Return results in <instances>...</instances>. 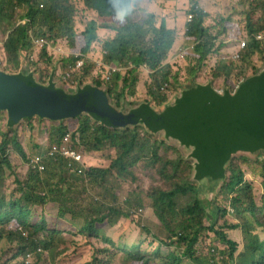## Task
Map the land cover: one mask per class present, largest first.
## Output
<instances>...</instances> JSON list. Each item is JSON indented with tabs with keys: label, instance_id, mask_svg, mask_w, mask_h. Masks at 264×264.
Masks as SVG:
<instances>
[{
	"label": "trees",
	"instance_id": "trees-1",
	"mask_svg": "<svg viewBox=\"0 0 264 264\" xmlns=\"http://www.w3.org/2000/svg\"><path fill=\"white\" fill-rule=\"evenodd\" d=\"M191 1L193 7L190 12L193 16L186 23L187 30L182 39L186 47L194 48L187 52L188 64L175 69L176 65L167 63L179 43V34L174 27L169 28L164 8L159 13L151 8L154 0H136L135 11L122 24L114 22L113 4L118 3L123 7L126 0H0V32L5 35L0 51L4 52L7 65L4 71L18 73L24 62L30 66L27 61L30 62L35 49L34 40L39 39L51 45L65 42L72 54L78 53L79 57H54L50 47L44 46L39 54L50 69L57 66L51 56L62 59L60 64L63 69L75 66L82 59V68L73 75V83L79 87L92 83L89 77L96 67L91 52L94 45H98L100 50L96 58L103 59L108 65L126 68L124 74L117 72L108 82H94L95 86L106 90L111 104L120 110L130 98L136 96L141 68L148 70L150 79L146 98L136 101L141 103L128 111L135 113L140 120L137 125L116 128L112 122L98 123L88 115L51 121L49 127L44 129L47 137L45 147H40L41 152L31 159L17 132L2 134L0 172L4 167L11 168L9 149L28 164L47 151H54V156L46 159V168L42 173L29 168L26 177L17 180L19 187L12 197H0V243L4 241L16 247L13 251L12 247L9 251L5 252L4 249L0 252V264H15L19 258L20 264H25V255L35 253L37 246L44 251L58 248L57 259L61 261L62 256L69 262L70 255H76L79 246L100 237L114 249L120 250L124 264H264V195L259 204L256 183L258 180L264 192V159L259 156L264 157V149L257 145L243 154L233 147L230 157L225 158L218 153L216 156L205 154L208 162L223 163L225 170L222 181L209 177L220 183L212 201L217 217L209 225L206 208L198 196L196 184L191 180L193 162L180 154L169 157V153L178 154L179 150L153 136L160 132L164 133L165 138L183 136L191 114L190 104L186 100L188 93L215 97L222 85L229 84L231 79L236 82L237 88L264 67V0H239L226 14L218 17L216 27H212L217 29L214 33L211 27L205 25L208 13L200 9L195 0ZM79 6L95 15L80 32L76 25ZM138 15H141L140 19ZM102 30L112 35L100 39ZM259 34L263 35L262 39L257 38ZM239 39L247 40L246 47L240 50L239 63L229 57L226 61L221 58L222 62L218 61L210 67L206 79L214 84L199 83L204 82L202 73L210 58L227 45L232 46V52L237 51L236 42ZM31 67L40 76L41 84H45L52 74L55 75L52 70L43 77L33 63ZM165 86L167 89L163 92ZM177 92L181 93V97L176 98L174 105L167 106ZM145 105L151 106L159 114L151 115L142 108ZM5 113V126L11 131L21 120L13 113ZM68 135L77 151H81L80 148L94 154L113 151L108 167L91 166L86 170L88 189L90 192L91 188L95 190L104 201L97 200L91 193L85 195L89 196L88 200L82 199L79 189L85 192L86 187L77 173V164L70 163L59 154ZM137 168L153 174L154 182L146 192L129 193L126 208H143L148 202L158 223L147 222L143 226L141 219L135 220L124 206L116 205V190L107 187L111 185L113 177L118 180L117 183L113 181L116 184L125 181L138 183ZM49 204L58 207L56 222L59 218L70 219L71 233L63 235L57 225L52 227L45 213ZM37 209L41 210L37 212ZM40 212H43V216H37ZM231 214L235 217H231ZM121 222L130 226L134 224L147 237L145 241L120 244L101 236L105 226L119 227ZM152 227L159 229V236L152 238ZM19 229L28 233L29 240L22 236ZM228 231L240 234V250L237 243L229 238ZM75 233L81 243H73ZM208 233H213L217 244L224 245V249L220 252L208 245L211 254L209 252L200 257L197 249ZM163 241L165 244L173 242L179 245L180 253L170 250L164 253ZM10 251L12 256L7 257ZM36 256L34 264L41 259L40 255ZM95 260L99 261L93 257L87 264H97ZM50 264H56V260L53 259ZM75 264L81 263L78 261ZM99 264L102 263L99 261Z\"/></svg>",
	"mask_w": 264,
	"mask_h": 264
},
{
	"label": "rangeland",
	"instance_id": "rangeland-1",
	"mask_svg": "<svg viewBox=\"0 0 264 264\" xmlns=\"http://www.w3.org/2000/svg\"><path fill=\"white\" fill-rule=\"evenodd\" d=\"M192 3L193 2L191 0H154V2L151 4V8L154 9L158 13L163 11L162 8L165 9V11H163L165 19L168 20L171 25H173L174 29H176L177 33L179 34V38H178L179 43L175 47V50L172 52L173 53V63H167V64L176 65L175 69H180V67H185L188 64L187 59H186L187 53L185 54L183 58H180V59L174 58V56L176 55L179 49L186 46L183 44L182 38L184 36L186 23H188L187 18H188L189 11L193 7ZM195 3L198 5L200 9L208 13V17H207V21L205 25L212 28V27H216L218 17L221 14H226L229 8L239 3V0H195ZM78 10H79L78 11L79 14H77V17H76V25H77V30L80 32L84 30L85 24L89 20L95 18V15L92 12H87L83 10L82 6H79ZM138 16H140L138 17V19H140L141 15H138ZM136 19H137V16H136ZM168 26L170 25L168 24ZM216 31H217L216 28H212L213 33ZM110 35L112 34L105 30H102L99 33V38L105 39V38H108ZM4 41H5V35H3L0 32V47L4 44ZM218 44L219 43H217V45ZM47 47H50L51 49L50 51L54 55V57H60V58L62 57L67 58L71 56L76 57L75 54H72L69 51V49H67V45L65 42L60 41L56 43V45L55 44L51 45V43H48ZM40 50L42 49L35 46V49L32 51V54L30 56V62L27 61L30 64V66L26 62H24L19 72L22 71L25 74V73H28V71H30L34 74L36 81L41 83V78L36 72H34L33 68L31 67V63L35 65L34 68L37 71L43 74V77L48 75V73H51L53 70L55 73L54 82L56 86L60 89H63L67 93H75L77 89L79 88V86L73 83V78H74L72 75L73 68H71V66H68V68L63 69L62 65L60 64L62 59L54 58L53 56H51L52 61L57 63V66L55 65L56 67L55 69H53L54 67L50 69L47 64V61L42 57V55L40 56L39 54ZM91 52L93 54L94 59L98 57L100 55L99 46L94 45ZM231 54H232V46L227 45L226 48L223 47L221 50H219L217 55L212 56V58H210L211 61L209 60L208 65L206 66L205 70L202 73V76H204V80H203L204 82L199 81V83L214 84L211 82V80L206 81V79L209 77L210 67L211 66L213 67L216 64V62L221 61L220 59L222 57L228 58L231 56ZM235 63H239V62H235ZM6 67L7 65H6V59L4 56V52L0 51V70L3 72H6L4 71ZM125 72L126 71H123L122 74H124ZM11 74H17V73H11ZM67 74H69V78L66 77ZM107 74L108 73H107L106 68L96 66L92 72V76L89 77L90 79L89 81L93 83V84L91 83L90 85H94L95 80H100L101 82L102 81L108 82L106 80ZM148 75L149 73L146 68H141L139 70L140 84L137 87L136 96L128 100L126 106L123 107V110L122 109L120 110L117 108L118 110L127 113L130 109L135 108L139 103H141V102L135 103L136 101H141L146 98L147 85L150 83V79ZM49 78L46 79L45 85L48 83ZM68 84L70 85V87L68 86ZM235 86H237L236 82L233 79H231L229 84H226V83L223 84L222 87L218 90V92L223 93L224 90H229L233 92L236 88ZM166 89L167 87L165 88L163 92H165ZM180 94H181L180 92L173 94L170 102L172 101L174 102L176 98L180 96ZM6 119H7L6 113L0 111V140H1L3 133H7V132L12 133L14 131L19 134L20 142L22 143L23 147L28 153L29 159H31V157L36 155L38 152H41L40 147L44 148L45 141L47 140L44 129L49 127L51 121H48L45 119L41 120L37 117H34L30 121L28 120L21 121L19 125L14 127L13 130L9 131L7 127L5 126ZM153 136L156 139H159L160 141H165L167 145L179 150L178 154L169 153L168 154L169 157L174 158L180 154L182 157L187 159V161L193 162L192 165H194L195 160L190 158L191 157L190 155L192 153V148H186L183 146L181 147L177 141H174L172 139H166L163 132L154 134ZM79 150H81L79 152L85 156L86 165L88 167L98 166L100 168H106L110 165L111 159L114 155L113 151H110V150H106V151H103L101 153H96V154L88 153L83 148H80ZM259 156L260 157L262 156L261 158L264 159L263 155H259ZM8 161L11 163V168L9 169V168L4 167L3 170L0 172V197L1 196L12 197L13 192L19 187L17 180L20 181L24 179L29 171L28 163L24 162L18 156V154L12 149H9L8 151ZM136 175L139 181L138 183L125 181L120 184H116L118 180H116V178L114 177L112 178L113 181L116 183H114L111 180V185H108L107 187L109 189L116 190L115 193L118 195L117 196L118 203H116V205L124 206L126 208V200H127V196L129 193H132L133 191H141L142 193L146 192L150 188L151 184L154 182L153 174L144 172L141 168L136 169ZM191 180L196 184V190H197L198 196L202 200L204 208H206L207 215L209 218L207 222L210 225L213 223V221L216 220V217H217L216 209L214 208L212 201L218 193L220 183L217 181H213L211 179H205L202 182L198 183L194 179V173L191 175ZM256 183L258 186L257 202L260 204L262 197L264 195V192L262 191V188L260 187L258 180L256 181ZM79 192L83 196L82 199H86V200L89 199V196H84L82 189H79ZM91 195L93 197H96L97 200L104 201L99 195L95 193V190H93L92 188H91ZM90 198L93 199L92 197ZM46 209H47V211L45 210L46 215L48 219L50 220V222L53 224L52 227L56 226L57 223L55 219L57 218V215H58V207L55 204H51L47 206ZM40 210L41 209H37V212H39ZM127 211L132 217H134L135 220L141 219L143 226H145L147 222H152V223L157 222V219L152 209L149 207L148 202H146V206L143 208H130ZM37 216H43V212L37 213ZM231 216L235 217L234 214H232ZM121 223L122 224L118 228L105 226V231H107V233L110 234L109 239L112 242H116L120 244L123 242L132 243V242H137V241L140 242V240L142 239H144L143 241H145V239L147 238L145 235L142 234V232H140V230H138L135 227L134 224H131L130 226V224L128 223H125V222H121ZM146 228L148 227L146 226ZM150 233L152 235V238L160 235L159 229H157L156 227H152V229H150ZM227 233H228L229 238L233 240L235 243H237L239 250H240L241 249L240 248V243H241L240 234L234 233V232L230 233V231H228ZM74 236H75V239H73V243L74 242L81 243V240H79L80 237H78V234L75 233ZM101 236H103V233H101ZM119 237L127 238V240L118 241L117 238ZM205 237L206 238L202 239L197 249L198 256L204 257L208 255V253L210 252V250L208 249L209 246L214 247L213 249H215L216 247L217 249L220 250V252L224 249V245L222 244L220 245L219 243L217 244L213 233H208L207 236ZM162 245H163L164 253H167V251L169 250L175 251L176 253H180V246L173 244V242L165 244L163 241ZM12 247H13L12 251L16 249L14 245L5 243L3 241L0 243V252L4 249H5V252L9 251V249ZM116 247L118 246L116 245ZM114 248L115 247L105 243L101 237L99 239L94 238V239L87 240L86 244L79 246L77 250L75 251V254L77 256L73 254L70 255L69 262L63 259L62 256L60 257L62 258L61 261L57 259L58 258V254H57L58 248L55 250H45V251L42 249L43 253L42 255H40L41 259L39 260L38 264H50V262L52 263L53 259L56 260V264H75L78 261L81 264H87L89 261L92 260L93 257H96V259H98L102 264H124L122 263V254L120 250L118 248L116 249ZM12 251H10L7 257H10V255L12 256ZM218 257L219 258L217 259V261H219L220 255ZM36 259H37V256L34 255V261ZM95 261L97 262V264H99V261L97 260ZM20 262H21V259L19 258L15 262V264H20ZM9 264L11 263L9 262Z\"/></svg>",
	"mask_w": 264,
	"mask_h": 264
},
{
	"label": "water",
	"instance_id": "water-1",
	"mask_svg": "<svg viewBox=\"0 0 264 264\" xmlns=\"http://www.w3.org/2000/svg\"><path fill=\"white\" fill-rule=\"evenodd\" d=\"M54 76L43 85L30 71L11 74L0 70V111L13 113L21 121L34 117L63 121L88 115L98 123L112 122L116 128L139 124L135 113L122 112L111 104L104 88L88 84L67 93L56 86ZM186 100L191 113L186 131L183 136L166 139L192 148L190 158L195 160L194 179L198 183L209 177L224 179V164L208 162L205 154L218 153L225 158L230 157L233 147L243 154L257 145L264 149V67L235 92L224 90L215 97L188 93ZM142 108L153 116L159 114L149 105Z\"/></svg>",
	"mask_w": 264,
	"mask_h": 264
},
{
	"label": "built area",
	"instance_id": "built-area-1",
	"mask_svg": "<svg viewBox=\"0 0 264 264\" xmlns=\"http://www.w3.org/2000/svg\"><path fill=\"white\" fill-rule=\"evenodd\" d=\"M192 12L189 11V14H188V18H187V22H189L191 19H192ZM187 30V28H186ZM257 38L258 39H262L263 38V35L259 34L257 35ZM35 45L39 48L41 47H44L46 45V42L44 40H35L34 41ZM247 45V40L246 39H239L237 40L236 42V46H237V51L235 52H232L231 56L229 57L230 59H232L234 62H239L240 59H241V53H240V50L244 49ZM194 48V46H184L183 48L179 49L176 53V55L174 56V58H183L185 56V54L187 52H189L190 50H192ZM78 57V56H77ZM228 58H225V57H222V60L226 61ZM93 62L96 64V66L98 67H104L106 68L107 70V77H106V80L109 81L110 80V77L113 76V74L117 73V72H123V71H126L127 69L126 68H121V67H118V66H115V65H108L106 64L104 61L100 60V59H94ZM170 62L173 63V55L170 59ZM84 64V61L82 59H79L75 68H73V71L72 72H78L82 66ZM166 86L163 87V91L165 90ZM60 155L68 158V159H71L72 161H75V162H78L79 164H83V158H82V155L77 153L75 150H73L71 147H70V144H69V137H66L64 139V144L63 146L61 147V152L59 153ZM49 156H54V152H50L49 153ZM43 160H44V156L41 155L40 157H36L34 160H32L30 162V166L34 169V170H38L40 172L44 171L45 170V165L43 163ZM82 170H79V173H81Z\"/></svg>",
	"mask_w": 264,
	"mask_h": 264
},
{
	"label": "clouds",
	"instance_id": "clouds-1",
	"mask_svg": "<svg viewBox=\"0 0 264 264\" xmlns=\"http://www.w3.org/2000/svg\"><path fill=\"white\" fill-rule=\"evenodd\" d=\"M135 2H136V0H126V3L123 5V7H121L118 3H114L113 4V8H114V12H115V19H114V22H120L121 24L124 22V20H125V18L126 17H128V16H130L134 11H135ZM185 30H186V28H185ZM185 32V31H184ZM37 40V39H36ZM35 41V40H34ZM45 41V40H44ZM46 42V45L45 46H48V42L47 41H45ZM76 55V57L78 56L79 57V55L78 54H75ZM103 55H104V52H103ZM172 57V56H171ZM95 59H100V60H102L103 61V59H101V58H95ZM92 60H94V58L92 59ZM169 63H172V62H170L169 61ZM95 64V63H94ZM76 66V65H75ZM75 66H72L71 68H75ZM95 66H96V64H95ZM80 71V70H79ZM78 71V72H79ZM78 72H73L72 73V75H74V74H77ZM19 73V72H18ZM66 77L67 78H69V74H67L66 75ZM41 84V83H40ZM43 85H45V84H43ZM237 89V88H236ZM234 91H236V90H234ZM40 119V118H39ZM67 137H69V144H70V147L73 149V150H75L74 148H73V146H72V144H71V138H70V136L68 135ZM63 144H64V140H63ZM63 144H62V146H63ZM61 146V147H62ZM77 153H79V154H81L82 155V158H83V164L81 165V164H79L78 162H75V161H72L71 159H68V158H66V157H64V156H62L61 155V157H63V158H65V159H67L68 161H70V163H76L77 164V173H78V175L79 176H81L82 178H83V181H84V184H85V187H86V191L84 192L83 191V193H84V196L85 195H88V194H90L91 192H90V190L88 189V185H89V183H88V177H87V175H86V170L89 168L87 165H86V161H85V156L82 154V153H80L79 151H77V150H75ZM50 152H54V151H47L46 153H42L41 155H43L44 156V160H43V163H44V165H45V161H46V159L47 158H52L53 156H49V153ZM61 152V148L59 149V153ZM28 166H29V168H31V166H30V163L28 164ZM45 168H46V165H45ZM79 170H82V172L81 173H79ZM42 172H44V171H42ZM41 172V173H42ZM124 201H125V199H124ZM140 211V210H139ZM45 213H46V211H45ZM230 213H232V211L230 210ZM232 215V214H231ZM58 216V215H57ZM232 217V216H231ZM48 218V217H47ZM57 219V218H56ZM55 219V220H56ZM49 220V219H48ZM50 221V220H49ZM61 221H62V219H58V221L56 222L57 223V226H58V230L60 231V232H63V235H65L66 234V232H70V230H66V229H63L62 227H61V225H60V223H61ZM116 228H118V227H116ZM19 232H21V234H22V236L26 239V240H29V238H30V236L28 235V233L27 232H25V231H23L22 229H19ZM103 236H106L107 238H109L110 237V234H108L107 233V231H104L103 232ZM117 240L118 241H126L127 240V238H122V237H119V238H117ZM123 243H126V242H123ZM132 243H134V242H132ZM15 244H17V243H15ZM42 253H43V251H42V248L40 247V246H37V248L35 249V253L34 252H29V253H27L26 255H25V264H34L35 263V261H34V255H42Z\"/></svg>",
	"mask_w": 264,
	"mask_h": 264
},
{
	"label": "crops",
	"instance_id": "crops-1",
	"mask_svg": "<svg viewBox=\"0 0 264 264\" xmlns=\"http://www.w3.org/2000/svg\"><path fill=\"white\" fill-rule=\"evenodd\" d=\"M166 21L171 26V29H173V25H171L168 20H166ZM170 26H169V28H170ZM49 205H51V204H49ZM49 205H47V206H49ZM46 211H47V209H46ZM69 220H70L69 218L68 219L66 218V220L65 219H62L60 225H61V227L63 229H66V230H70L71 229V227L69 225Z\"/></svg>",
	"mask_w": 264,
	"mask_h": 264
}]
</instances>
